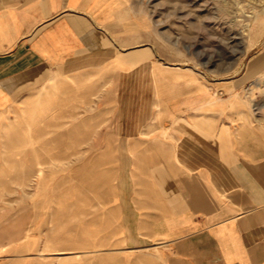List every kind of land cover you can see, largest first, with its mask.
I'll list each match as a JSON object with an SVG mask.
<instances>
[{"label":"crops","instance_id":"1","mask_svg":"<svg viewBox=\"0 0 264 264\" xmlns=\"http://www.w3.org/2000/svg\"><path fill=\"white\" fill-rule=\"evenodd\" d=\"M121 5L0 0V264H264V110Z\"/></svg>","mask_w":264,"mask_h":264},{"label":"rangeland","instance_id":"2","mask_svg":"<svg viewBox=\"0 0 264 264\" xmlns=\"http://www.w3.org/2000/svg\"><path fill=\"white\" fill-rule=\"evenodd\" d=\"M121 4L120 34L132 35L126 43L152 45L165 64L199 71L206 83L244 77L240 88L247 104L264 110V0ZM131 23L137 27L130 28Z\"/></svg>","mask_w":264,"mask_h":264}]
</instances>
